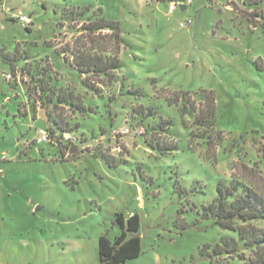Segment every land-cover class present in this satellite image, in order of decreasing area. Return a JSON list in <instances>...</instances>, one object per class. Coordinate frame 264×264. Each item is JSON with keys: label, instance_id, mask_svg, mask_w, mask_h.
I'll list each match as a JSON object with an SVG mask.
<instances>
[{"label": "rangeland", "instance_id": "1", "mask_svg": "<svg viewBox=\"0 0 264 264\" xmlns=\"http://www.w3.org/2000/svg\"><path fill=\"white\" fill-rule=\"evenodd\" d=\"M4 1L0 264H99L118 212L139 215L141 238V254L119 264H244L248 250L211 251L237 233L202 213L219 183L264 198V0H191L172 13L174 0ZM93 11L122 31L121 68L96 91L58 55L70 60ZM11 12L30 16V31ZM107 41L94 50L116 48ZM45 82L72 104L45 106Z\"/></svg>", "mask_w": 264, "mask_h": 264}, {"label": "trees", "instance_id": "2", "mask_svg": "<svg viewBox=\"0 0 264 264\" xmlns=\"http://www.w3.org/2000/svg\"><path fill=\"white\" fill-rule=\"evenodd\" d=\"M261 0H248L252 5H256ZM234 9L237 6L231 2ZM89 12L86 6L80 13ZM96 15V18L93 16ZM91 18V19H90ZM89 21L82 24L81 32L76 37V44L72 46L71 58L65 55L68 50L60 49L58 55H62L64 62H67L80 74H88L93 80L84 78L83 82L92 90H98L96 79L101 75H112L116 70L121 68V61L118 58L119 47L122 42L120 34V24L116 20L108 19L102 15H97L95 11L89 15ZM30 31L29 26L25 28ZM107 31V32H106ZM110 41L116 48L107 49V47L96 48V43ZM87 41L91 46H86ZM107 41V42H108ZM106 50L109 54H102ZM14 60L17 57H13ZM12 69V67H11ZM25 74H30L27 70ZM34 79V76H31ZM36 79L35 82H37ZM42 91H48L51 94L47 97L44 105L54 103L71 102V98H67L63 90H56L55 87H47V83H43ZM54 97V98H53ZM72 97V96H71ZM178 102V100H176ZM214 113L213 109L211 114ZM54 121V120H53ZM207 127L212 129V122L208 117L200 120ZM55 125L59 123L55 120ZM58 129H62L58 126ZM66 132V131H64ZM51 137L47 134L46 142ZM180 192V191H179ZM216 200L207 205L202 215L213 219V223L221 229L233 230L237 233V240H223L221 244H216L212 248L215 254L234 255L239 250H248L249 254L244 264H264V226H257L254 222H264V198L258 195L252 188L240 185L237 182H230L227 185L219 183L216 186ZM115 224L119 228V232L110 239L107 235L102 234L98 238V261L99 264H119L127 260L134 259L141 254V238L139 234L140 219L137 213H132L125 217L123 213L118 212L114 218ZM183 227L182 229H184ZM202 255L203 252H200ZM210 256V255H205Z\"/></svg>", "mask_w": 264, "mask_h": 264}, {"label": "built area", "instance_id": "3", "mask_svg": "<svg viewBox=\"0 0 264 264\" xmlns=\"http://www.w3.org/2000/svg\"><path fill=\"white\" fill-rule=\"evenodd\" d=\"M191 0H187V2H185L184 0H174L172 2H170L168 4V12L169 13H172L174 12L176 9L179 8L180 5H184L185 8L186 6L190 3ZM1 0H0V6H1ZM10 18H14L16 20H18L21 24L25 25V26H30V23H31V18L30 16L28 15H24L22 13H14V12H11ZM179 26L180 27H185L187 26V20L185 21H180L179 22ZM4 77L6 79H10L11 78V75L10 74H5ZM68 137V136H66ZM47 140V134L46 133H43L40 135V137L37 138V142H43V141H46ZM1 159H6V155L5 154H2L0 156Z\"/></svg>", "mask_w": 264, "mask_h": 264}, {"label": "crops", "instance_id": "4", "mask_svg": "<svg viewBox=\"0 0 264 264\" xmlns=\"http://www.w3.org/2000/svg\"><path fill=\"white\" fill-rule=\"evenodd\" d=\"M1 8H4V12H10V11H12L13 9L12 8H8L7 6H6V4H5V1L4 0H1ZM0 8V9H1ZM0 11H2V10H0ZM0 13H2L3 14V12H0ZM5 16H3V18H4Z\"/></svg>", "mask_w": 264, "mask_h": 264}, {"label": "water", "instance_id": "5", "mask_svg": "<svg viewBox=\"0 0 264 264\" xmlns=\"http://www.w3.org/2000/svg\"><path fill=\"white\" fill-rule=\"evenodd\" d=\"M179 7H180L181 10H184V9H185V6H184V5H180ZM3 16H4V14L0 13V18H2ZM41 116H42V118H43L45 121H47V117L45 116L44 113H41Z\"/></svg>", "mask_w": 264, "mask_h": 264}]
</instances>
